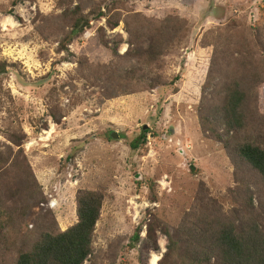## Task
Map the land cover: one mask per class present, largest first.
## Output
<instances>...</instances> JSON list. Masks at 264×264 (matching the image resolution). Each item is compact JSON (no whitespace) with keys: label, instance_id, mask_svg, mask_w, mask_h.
<instances>
[{"label":"rangeland","instance_id":"374dc122","mask_svg":"<svg viewBox=\"0 0 264 264\" xmlns=\"http://www.w3.org/2000/svg\"><path fill=\"white\" fill-rule=\"evenodd\" d=\"M234 84L231 132L216 118ZM250 136L264 142V0H0V264L73 225L79 189L103 197L87 264H180L205 212L264 231V179L223 144Z\"/></svg>","mask_w":264,"mask_h":264},{"label":"trees","instance_id":"16d2710c","mask_svg":"<svg viewBox=\"0 0 264 264\" xmlns=\"http://www.w3.org/2000/svg\"><path fill=\"white\" fill-rule=\"evenodd\" d=\"M84 17L78 15L71 24V31L61 42L63 47L80 31ZM247 93L234 84L224 97L218 122L227 131L236 132L245 125L244 106ZM246 107V106H245ZM244 110V111H243ZM248 98V114H250ZM56 118V114L51 112ZM213 137L222 141L215 129H209ZM231 143H234L232 146ZM264 142L253 137L240 141H224V148L237 166H249L264 179ZM135 148V143L132 144ZM76 222L64 231L46 229L34 241H23L18 249L14 264H87L93 252L92 241L96 222L103 201L98 191L79 189L75 196ZM250 202V199H249ZM205 212L195 215L190 221L193 228L185 224L182 241L184 248L180 264H264V231L258 222L248 217L223 219L208 216ZM186 215L183 221L189 220ZM182 221V222H183ZM139 240V232L130 237L128 246L133 247ZM179 244V242H178ZM163 260L160 261V264ZM91 264V263H89Z\"/></svg>","mask_w":264,"mask_h":264}]
</instances>
